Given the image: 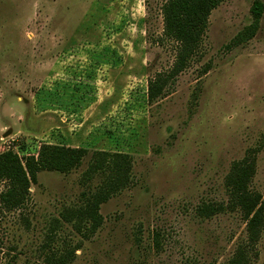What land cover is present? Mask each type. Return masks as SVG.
I'll return each mask as SVG.
<instances>
[{
  "label": "rangeland",
  "instance_id": "obj_1",
  "mask_svg": "<svg viewBox=\"0 0 264 264\" xmlns=\"http://www.w3.org/2000/svg\"><path fill=\"white\" fill-rule=\"evenodd\" d=\"M165 1L0 0V154L88 151L69 173H39L22 209L0 204L1 264H55L66 252L68 264H228L247 245L239 210H197L228 205L225 179L247 158L264 200V13L236 44L256 0L222 3L197 55L150 101L149 83L177 59ZM99 152L128 155L132 167L86 239L62 215L107 181L108 169L90 172ZM248 256L264 264V232Z\"/></svg>",
  "mask_w": 264,
  "mask_h": 264
},
{
  "label": "trees",
  "instance_id": "obj_2",
  "mask_svg": "<svg viewBox=\"0 0 264 264\" xmlns=\"http://www.w3.org/2000/svg\"><path fill=\"white\" fill-rule=\"evenodd\" d=\"M225 1L228 0L165 1L162 8L164 34L169 40L177 43V59L171 73L167 76H159L149 83L150 101L157 99L169 79L182 73L189 61L197 55L209 27L211 13ZM251 11L254 22L237 37L236 44L255 36L264 13L263 3L256 0ZM87 154L86 149L54 145H43L36 155L24 157L13 151L1 153L0 184H6L5 190L0 193L1 206L7 211L22 209L28 201L31 185L38 182L39 173L43 171L69 173L81 166ZM131 163L128 155H112L105 152L96 154L90 172L108 169L110 174L107 181L88 199L85 206L71 213L66 212L62 215V219L69 223L74 222V228L84 238L88 239L94 235L104 222L100 214L101 205L128 185ZM255 174V158H247L235 163L225 179V187L229 193L228 205L204 204L197 210L199 217L204 219H210L227 209L239 210L242 213L247 224V245L240 247L228 264H249L248 251L256 247L264 232V200L260 193L252 191L250 187ZM156 243L159 246L158 240ZM70 253L61 254L55 258L54 263L68 264ZM1 254L0 250V257Z\"/></svg>",
  "mask_w": 264,
  "mask_h": 264
}]
</instances>
